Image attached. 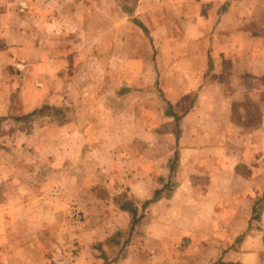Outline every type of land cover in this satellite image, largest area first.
Wrapping results in <instances>:
<instances>
[{
	"label": "crops",
	"instance_id": "1",
	"mask_svg": "<svg viewBox=\"0 0 264 264\" xmlns=\"http://www.w3.org/2000/svg\"><path fill=\"white\" fill-rule=\"evenodd\" d=\"M134 1L0 0V65L6 64L1 61L8 53L6 44H26L28 19H36L32 28L37 34L54 35L64 33L57 19H66V68L77 67L71 54L80 45H94L95 54L101 45H111L112 59L118 45H154L156 51L160 45L155 87L161 85L158 94L169 98L155 123L158 129L145 123L142 141L128 137L119 150H113L110 141L109 160L127 163L112 166V198H126L139 210V203L160 192L145 207L139 223L143 221V227L138 231L139 224L135 226L125 252L158 259V264H167V258L174 259L173 264H211L218 259V264H264V54L262 45H248V35L254 32H248L247 0H136L135 6ZM135 17L138 21L133 22ZM260 24L255 26L259 32ZM99 56L95 59L101 61ZM73 78L66 75V82ZM120 84L115 96L136 91L128 80ZM87 90L92 91L90 86ZM183 99L184 106L178 108ZM81 107L77 114L86 117L84 128H99L102 118H96L102 113ZM130 113L111 109L110 128L116 130L120 123L126 127ZM82 127L66 122V130ZM167 132L174 138L170 152L165 147ZM82 138L68 133L66 154L74 146L80 147V159L91 154L85 147L92 139ZM100 140L92 146L101 145ZM170 180L175 186L168 190ZM87 194L80 201L85 206L90 202ZM1 204L0 264H12L25 251L12 249L11 241L1 237L20 222L3 218L7 206ZM115 208L123 220L118 230H130L129 212L120 205ZM202 244L208 253H201Z\"/></svg>",
	"mask_w": 264,
	"mask_h": 264
},
{
	"label": "rangeland",
	"instance_id": "2",
	"mask_svg": "<svg viewBox=\"0 0 264 264\" xmlns=\"http://www.w3.org/2000/svg\"><path fill=\"white\" fill-rule=\"evenodd\" d=\"M245 8L248 32H254L248 35L252 41L248 45H262L264 54V0H247ZM239 9L243 10V4ZM35 21L28 19L24 23L28 27L26 44H6L7 56H1L6 64L0 65V200L2 208L5 203L7 206L3 218L20 222L9 226L7 235L1 238L11 241L12 249L17 246L25 251L12 264H158V259L125 252L135 226L144 216L145 202L139 203L141 209L137 208L138 223L132 227L130 215V230H118L123 220L115 207L130 200L112 198L109 187L112 166L127 167V163L109 159L112 149H121L128 137L142 141L145 123L158 129L155 123L164 109V100L169 98L162 99L158 94L161 85L155 87L154 61L159 62L160 45H156L157 51L154 45H118L113 51L115 59L110 58L114 50L111 45L97 46L96 54L94 45H80L71 54L76 55L77 67L66 68V46L70 47L66 45V19H57L64 33L56 35L37 34L32 28L37 27ZM259 21L261 32L255 28ZM135 29L141 35L138 25ZM48 40L55 43L48 45ZM97 55L101 61L95 59ZM66 75H73V80L67 83ZM123 80H128L136 91L115 96L113 91ZM174 84L169 82L170 86ZM88 86L92 91L88 92ZM166 89L168 93L172 91ZM83 90L87 93L78 94ZM87 94V101L83 100ZM184 100L178 108L184 106ZM81 106L102 113L96 118H102L99 128H84L86 117L77 114ZM111 109L131 112L127 115L129 122L124 123L126 127L120 123L118 129L110 128ZM74 121L83 125V130H66V122ZM101 124L105 126L101 128ZM166 127L170 129L171 124L168 122ZM68 133L77 140L91 138L93 142L85 147L91 154L80 159L79 146L71 147L66 154ZM216 133L219 134L217 130ZM99 138L101 145L92 146L101 141ZM167 138L171 141L165 147L170 152L174 138L168 132ZM138 169H142L141 163ZM166 186L170 190L175 184L170 180ZM85 191L90 199L86 206L80 203ZM143 224H139L138 231ZM93 235L96 240H91ZM199 250L205 254L209 249L202 244ZM166 262L173 264L175 260L167 258ZM220 262L218 259L213 263Z\"/></svg>",
	"mask_w": 264,
	"mask_h": 264
},
{
	"label": "trees",
	"instance_id": "3",
	"mask_svg": "<svg viewBox=\"0 0 264 264\" xmlns=\"http://www.w3.org/2000/svg\"><path fill=\"white\" fill-rule=\"evenodd\" d=\"M159 190L156 191L155 196L153 199L148 200L144 203V207H147L153 200L157 199L159 197ZM121 208L123 210H126L130 213V215L132 216V227H134L137 223H138V210L137 208L134 206L133 202H125L122 204Z\"/></svg>",
	"mask_w": 264,
	"mask_h": 264
}]
</instances>
